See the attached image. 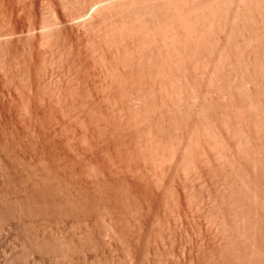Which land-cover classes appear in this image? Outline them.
Wrapping results in <instances>:
<instances>
[{
  "label": "rangeland",
  "instance_id": "1",
  "mask_svg": "<svg viewBox=\"0 0 264 264\" xmlns=\"http://www.w3.org/2000/svg\"><path fill=\"white\" fill-rule=\"evenodd\" d=\"M80 1L82 2L80 3ZM68 3L67 1L65 3L64 0H0V49H1L0 50V64H1L0 65V130L2 129V127H4L1 130V132L4 135L0 132V138H2L3 140L5 138L7 142V144L5 141H4V144H1L3 143V140L0 139V141H2L0 142V144L6 147L8 145L11 148L9 150V148H4V146H2L4 148L3 153H5L6 155V152H8V155H6L5 157L4 155H1L2 154L1 153L0 156H2V159H4V158H8L7 156H9L10 154V157H11V153L9 152L13 150L12 148H15L14 151L16 152L14 156L17 161L14 158L13 159L16 162H18V164L14 162L12 158H10L14 162V164H17L18 168L12 162V164L16 168L15 172H17L16 170L18 169L19 173L21 172L20 173L21 175L24 173L22 175L23 178H25L24 176L25 175L27 176L28 174V177L33 176L32 177L33 179L36 176V174L39 172L41 174L46 173L45 177L47 176V174L49 175V177H46L48 178L47 180L49 182L51 178L52 179L54 178V175L56 176L57 179H59L62 176L63 180H61L62 181L61 184H63L62 186L66 188L64 189L65 191L66 190L67 191L66 192L64 191V192L65 194L68 192L69 197L67 194L65 196L71 199L70 195L72 194L73 195L72 197L74 199L75 198L74 196L78 194L79 198L77 195L76 200L80 199V202H81L76 207L74 206L72 208H68L67 206V209L70 210L71 212L67 211L66 213L65 211L64 216H62L61 220H59L60 219L59 218L58 222L57 220L55 221L57 217L54 215V213L50 215L51 217L48 215L49 217L47 216L46 221H43L41 224L42 226H40L41 228L42 227L44 228L43 229L44 236L52 237L53 235H56V234L59 235L60 233L62 234V237L66 236L65 239L67 238V239H71L73 242L75 241L74 244L76 245L77 244L79 245V243L80 245L84 244L83 248L81 249L83 252H81V250L79 251L76 250L77 252H74V254L71 255L73 256V258L71 257V260L73 262L72 264H199V263L200 264H214V263L215 264L216 263L217 264H229L230 261L228 260V258L229 259L232 258L233 254L235 256L236 251L231 245L233 244L232 239L231 241L230 240L227 241L229 239L228 236H227L228 239H226V234L228 235L230 232L226 233L225 231L224 232L222 231L223 229L221 230L220 221H219L220 220L219 213L220 211L223 210L225 211L223 213H226L224 215L225 216L228 215L226 216V218H231V217H229V209L226 207L227 205L225 206L224 204V207H222L221 204L219 203V200H220L222 191L225 189V185H224L225 179L227 178H228L227 180L230 179L227 173L225 172L226 166L227 168L228 166L230 167L232 164V161L233 162L240 161V165L243 167L245 163L247 162L245 161L247 159H244L246 158L245 155L244 154L241 155V153H236V152L234 153L228 147L225 148L224 145L221 147L220 145L221 143L220 144L215 143V142H218L217 140H215L214 142L215 144H212L210 142L214 140L213 138H215L214 137L215 135H213L211 132L210 134H208L209 131L207 129H205L206 135H205V132L202 133V131L204 130L202 129L203 128L202 126L204 125L206 127L205 125L206 122L204 121L205 111H203L202 109L201 112L199 111L200 113L198 112L197 114V116L200 114L197 119V123L199 122L198 127H200L201 130L200 132L199 131L195 132V135L194 133L192 134L193 136L191 135L189 139V144L187 145L189 147H187L188 149L187 150L185 149L186 152L183 153L184 157H182L181 160L180 159L175 160L177 158L173 156H170L171 158H169V155L166 156V154L168 153H165V152H169V150H171V147H170L171 144L172 143L175 144V142L177 141L175 140L176 136L178 135L176 131L179 132L180 127L182 126L181 129H183V126H184V123L183 121H181V117L179 116L180 114H178V112H176L177 113L176 115L171 113V115H174L175 118L173 117V118L167 119V121L169 122V125H168V122L166 123V121H164L158 116L159 114L157 111H159V109H162L159 111L161 112L164 110V108L167 109L166 107H169L168 104H166L168 105L166 106L163 102L164 100L166 101L165 97L168 100V98L172 95V93L169 92L170 88L166 90V92L164 90L161 91V93L163 92L162 94H160L159 89L157 93L155 92V88H151V87L149 88L150 90L149 91L147 90L148 88L145 89L144 85L141 84V82H144V80L140 78L142 80H140L141 82L140 84L139 83L138 84L139 86L140 85L142 86H141V89L138 90L140 87H138V84L135 82V86H137L136 87L137 91H136L135 87L130 86V85H133L132 82L136 80V79H133L134 77L137 76V75L133 76L135 75L134 73H132L133 75L131 77L129 76L126 77V82H131V81L132 82L129 83L130 84L129 86L128 84H126L127 87L125 88V90L124 89L122 90V88H120L121 90H119L120 86L118 85L119 86L118 87L119 91H118L116 89L118 83L116 82L117 84L115 85V83H113L114 81L113 82L108 81L109 82V85H108V82L106 81L114 80L112 79L114 78L112 76L113 75L112 72H115V70L117 71V68L120 69L121 65L118 64L117 62L115 63L114 59L116 58L114 57H112V59L114 58L113 59L114 61H112L108 50H107L108 52L107 55L111 60L105 55L107 52L105 50L106 47L104 46V44H100V46L103 45L101 47H105L104 49L102 48L100 50L98 49L100 47H99V43L96 42L98 41L96 38V33L95 31L93 33L92 27H91L92 29H90V27L89 28L87 27L88 22H89L88 20L90 18L89 15L91 13L93 14L94 11H96L95 9H97V7L95 8L96 5L94 6L92 5V6H89L88 8L84 7L82 9V7L84 6L83 0H74L72 3L71 2L69 4ZM65 4L67 5V7ZM68 5L71 9L68 8ZM73 8L76 9V11L79 9L77 13H75ZM73 14L77 15V16L74 15V17H77L75 18L76 20L72 18ZM67 15L69 17H67ZM53 17L55 18L53 19ZM48 18L51 21L53 20L59 21L60 23L58 26L60 25L61 26L60 27L56 26L57 28L55 29H58L57 31L60 30L62 33L65 31L63 34H65L66 36L63 35V38H62V33L58 32L57 34L58 37L54 40V37H55L54 34L53 36H51L52 33H49V30H48L54 25H52L51 21ZM79 21H81V23ZM84 25H87V26H84ZM47 30H48V33L45 34ZM51 30H53V28L50 29V32ZM252 31H254V29H252ZM52 32L54 33V30ZM88 32L92 33V35L89 34ZM89 35L92 38L89 37ZM230 39H233V38L231 37ZM261 40H262L261 37L258 38V41L254 40L255 44L253 45L254 46L256 45V47L260 48L258 46V42L261 43ZM12 41L14 44L12 43ZM93 41L96 43H94ZM230 43H231V40L229 44ZM233 44H232L233 47L231 46V48L236 47L235 43ZM95 46L97 47L95 48ZM93 48L95 49L93 50ZM119 48L120 47H118L117 49L120 51ZM103 50L105 51L104 55L107 57V59L111 61L113 64L115 63L116 65V68H115V65L111 67L113 71L112 69H110L108 65L109 63L107 64V62H109L108 60H106L107 62L105 61L106 66L108 65L107 67H105L104 65L105 62L103 61V59L101 61ZM98 51L99 53L102 52V55L101 53L97 54ZM258 53H261V52H258ZM96 55L97 56L100 55L101 57H97ZM128 55L129 54H126V58H128L127 61H129V62L126 61V65H127L126 69L130 67H133V68L135 67L137 69L136 67L137 60L133 58L132 56L130 55L128 56ZM215 56L216 55H214L213 57L215 58ZM256 57L259 58V56H256ZM4 59L6 60L5 62H4ZM100 61L104 63L101 64ZM100 65L101 66L103 65L106 69H104ZM117 65L119 67H117ZM26 66H27V69H26ZM110 66H112V64H110ZM135 68L134 70L132 69L134 72L136 71ZM38 69H41L42 71ZM107 69H108V73H111L112 75L111 74L108 75L106 73L107 71L106 72L104 71ZM109 69L112 72H109ZM191 72L193 71H188L187 75H190ZM115 73L117 74V72ZM195 73L193 72L191 76L196 75L195 79L193 77V79L196 80V82H194V80L193 82L197 85V86L195 85V89L198 88L199 90L202 75L199 72H198L199 73L198 75ZM128 75H131V74H128ZM106 76L109 78L107 79ZM110 76H112V78H110ZM128 77L129 79L127 80ZM138 77L139 76H137L136 78ZM223 77L220 76V78H223ZM197 79H200V80H197ZM105 83L107 86L105 85ZM112 83H113V86H112ZM203 83L204 82H202V85ZM175 85L172 87V90L175 89L176 91L178 90V88L176 89V87L180 88L181 85L177 83ZM109 86L113 88H110ZM128 87H130L131 89ZM152 89L154 90L153 92L156 93V96L154 95L153 92H151ZM145 90L147 91L145 92ZM180 90L181 92H184V90L186 91L185 88H180ZM188 90L186 92H188ZM122 91L125 93V96L124 94L121 93ZM128 91L130 92V94ZM179 92L178 91L174 92V95L177 97L176 93H179ZM157 94H159V96L161 95L162 97L160 96V98H158L159 96ZM181 94H178V95L180 96ZM121 95L125 97L122 103L120 99L123 98V96L121 97ZM154 96L157 97L156 98L157 100L161 99L162 104L165 107L160 105L162 107L161 108L159 107V109L152 108L151 105L153 103H154L153 105H155V102L160 101V100L157 101ZM223 96L220 98L222 101L224 100ZM105 98L106 100H104ZM135 102L136 104H134ZM120 103L122 105L119 106L118 104ZM159 103L161 104V102ZM123 105H125V108ZM122 107L123 109H125L124 110L125 112L122 111L123 110L121 109ZM119 109L122 112H120ZM153 109H155L154 110L155 112L153 111ZM146 110L150 113H148ZM118 112L119 114H117ZM152 112L154 113L157 112L156 115L158 118L156 117L154 113L151 115ZM123 113H125L126 116L123 115ZM135 114H137L136 115L138 116L137 118ZM119 115L123 117L125 116L124 117L125 119L123 117L121 118V116ZM140 115H141V118H143L144 116H148V117L154 116L158 119V120H155L153 118L154 125H152L153 127L151 126L153 128L152 129L153 135L155 133L157 141L156 139L151 138L152 137L151 133L147 132L148 130L142 129V127H144V121L140 120L141 119L139 118ZM223 116L227 117L225 115H222V119L218 121L219 125L217 124V126L220 127V123H223L222 121L223 119L224 121L225 120L227 122L229 121L230 123L228 125L230 126H227L226 125L227 122L225 121L226 123L222 124L221 129L224 128L225 125L227 127H232L233 130L229 128L230 129L229 134H230V131L234 132L236 130L235 135L230 134V136L231 135H232L231 137L235 136V138L237 139L236 133L238 134L240 132L238 129H239V126L241 127L242 123L241 124L239 123L241 121H239V119L238 120L234 119L235 123H234V120L232 121L233 124L235 125L234 126L231 123L230 117L223 118ZM134 119H136V122ZM124 120L126 123L124 122ZM236 121H239V122H236ZM164 123L166 126L164 125ZM167 125L170 126V128L172 127L171 131L169 130ZM132 126L134 129L132 128ZM248 128L250 129L249 133L251 134L254 131L252 135L254 134L253 136H255L256 130L254 128L251 129L249 126ZM3 130H5L6 133ZM145 132L147 133V135ZM174 133L177 135L174 136L175 135ZM257 134L261 135V132ZM148 136L149 137L151 136V137L148 138ZM146 139L147 140L151 139L150 141L148 140L149 142H151V144ZM203 139L208 140L209 143H211V145L209 146L206 143V140H203ZM152 140H154L158 145L156 143L153 144ZM151 145H153V147H151ZM156 148L159 151L158 150L154 151L156 150ZM228 149L233 154L230 153ZM5 150L6 152H4ZM219 150L222 151L224 154H222ZM227 151L229 152L228 155H226ZM159 152L161 153L163 152L161 154L162 156L160 155ZM155 153L158 155H155ZM207 153L209 155V158H207L206 160ZM40 156H43L46 162L44 161V159H43L44 162L42 160H39ZM145 158L147 161L145 160ZM223 158H225L226 160ZM236 158L238 159L236 160ZM10 159H5V160H10ZM203 159L206 161L204 162ZM227 161L229 162L230 165L228 163L226 164ZM41 163L43 164L44 167L42 166ZM66 164L67 166H65ZM217 164H220V165H217ZM195 165L196 166L198 165V166L196 167ZM240 165L237 164V167L242 168ZM222 167H224L225 169H223ZM19 173L18 174L16 173V174L19 176ZM59 174H61L60 177L58 176ZM37 176L35 178H37ZM19 177L16 176L15 178H19ZM22 177H20L21 183L20 181L18 183L19 187L20 186L22 187V185H20L23 183ZM28 177H26L24 180H27ZM153 177H155V179ZM15 178H14L15 181L18 180ZM33 179L31 181H33ZM53 180L52 182L54 183L55 180L54 181ZM52 182H50L49 184H53ZM13 183L15 184L14 186L16 187L17 182L16 183L13 182ZM28 183H29L28 187L31 186L33 191L36 190L34 187H32V185H30L32 184L30 181H28ZM11 184L9 185V187L13 186V184L12 185ZM64 184L68 186H65ZM219 184L221 185L222 188L219 187L220 186ZM25 185H24V189L26 188L27 189L24 191L28 192L29 188L26 187L27 185L26 186ZM3 187L1 188V190L2 189L4 190L6 188V186L5 188ZM11 187L9 188L10 190L15 188V187L13 188ZM19 187L15 188L16 192L18 190L17 188ZM78 187L80 188L82 187L81 190ZM9 189L8 191H10ZM217 189L219 190V192ZM19 190L17 193L20 192V195H21V190L23 191V188H21L20 191ZM106 190L108 192H106ZM15 191L13 189V191H10L7 193L12 192V194L13 193L17 194ZM3 192H6V191H3ZM26 192H24L23 194H25ZM36 192L37 191H35V194ZM70 192L71 194H69ZM23 194L21 196L17 194V196L25 197L26 194L25 195ZM37 196L38 195H36V198ZM87 197L90 200H88ZM81 198H82V201H81ZM73 199L72 201H74ZM107 199L108 201H110V205ZM76 200L73 202L74 204L78 202ZM69 203H70L69 205H71L72 202H69ZM81 204L83 206H80ZM85 204H87L88 206ZM101 204L107 208L108 207L112 208L111 211L110 210L107 211L106 209H105L106 211H103L104 209L102 210L103 206ZM84 205L87 207H85ZM79 206L84 207L85 209L84 208L80 209ZM218 214H219V217L217 218ZM54 222H57V223H54ZM26 225L24 224L22 226L21 224V227L19 226L17 228L20 231L17 229L15 230L13 228V229H10L9 231L5 230V231L0 232V264H8L7 262L11 261L12 256H14L13 258H16L15 255L17 256V253L18 255L20 254L23 248V245L19 242V241H22L21 235L27 236L26 233L30 234L29 232H31V229H33V228H30L29 225L28 226ZM109 225L110 226L114 225L115 227H112V229H109L108 227ZM23 228L25 231L21 230ZM35 228L33 229L34 232H35ZM39 229L40 228L38 227L37 230ZM114 229H117V230H114ZM40 230L38 231L39 233L43 232L42 230L41 231ZM109 230L113 231V233H111V231L109 232ZM62 231L64 234L62 233ZM92 238L94 239V241ZM228 242L230 243V246ZM231 246L234 250L233 251L231 248V251L235 252L231 254L232 257L231 255L229 256V252H230L229 248ZM242 249H244V247H242ZM242 251L244 252L245 250H242ZM239 252H241V250ZM239 254L241 255V253ZM226 256L227 257L229 256V257L227 258ZM243 256L237 258V261L239 259V261L243 262L242 260L245 259V257ZM28 258L23 261L16 259V262L14 263L15 261L14 260L13 263L18 264V262L20 261L21 263L19 262V264H27V263L28 264H57L55 260H57V262H59L60 259L62 262L64 261L62 258H59V260L58 258L52 260V258L50 259L49 256H43L40 258L41 259L40 260L38 256H36L35 254L34 256L33 255L29 256ZM234 259L236 258L234 257ZM51 260L53 263L50 262ZM61 261L58 264H62ZM231 261L235 262L236 260L231 259ZM244 262L242 264H246V262L245 263ZM13 263L11 262L9 264H13ZM230 264H233V262H230Z\"/></svg>",
  "mask_w": 264,
  "mask_h": 264
},
{
  "label": "bare ground",
  "instance_id": "2",
  "mask_svg": "<svg viewBox=\"0 0 264 264\" xmlns=\"http://www.w3.org/2000/svg\"><path fill=\"white\" fill-rule=\"evenodd\" d=\"M64 1H65V3H66V1H67V3L68 2L72 3L74 0H64ZM61 2H63V1H61ZM81 2L82 1H80V3ZM83 4H84V6L81 5V6H83L82 9L84 7L88 8L89 6H92V5L93 6L96 5L95 8L97 7V9H95L96 11H94L93 14L91 13L93 11L90 12L91 14L89 15L90 18L88 20L89 21L88 22V26L87 25H84V26H87L88 28L90 27V29L93 28V30H92L93 33L95 31L96 38L98 40L96 42L99 43V47H100L98 49L100 50L101 48L104 49L106 47L107 49L105 48V50H106V52L108 50L111 59H112V57L116 58L117 61H116V59L113 58L115 60V63L117 62L118 64L121 65L120 69L117 68V71L114 69L115 72H117V74H116L115 72H112L113 69L111 68V67H113L115 65V63L113 64L111 61H109L107 59L108 52L105 54V51L103 50V55H102V52H100L103 58L100 55L99 56L96 55L97 57H101V61H102V59H103L104 62L106 60H108L109 62H107V61L106 62H107V64L109 63L108 65H109L110 69H112V71L109 69V72H112L113 75L111 73H108V69L104 70L105 72L107 71L106 73L108 75L111 74L114 77V78H112V76H110V78L114 79V80L111 81V80H107L109 77L106 76V78H107V79H105V80H107L106 82H108V81L113 82L114 81L113 83H115V85L118 83L117 87L114 86V87H116L117 90H118L119 86H120L119 90H121L120 88H122V90L123 89L125 90V88L127 87L126 84H128V86H129L130 85L129 83L132 82L131 80H129L131 82H126V77L127 76L131 77L133 75L132 73H134L135 75H133V76L137 75L139 77L136 78L137 77L136 76V77L133 78V79H136V80L132 82V84L134 86L130 85L131 87H135L136 88L137 86H135V82L137 84L138 83L140 84V82H141L140 80L143 79L144 82H141V84L144 85L145 89L148 88L147 90H149L150 87L151 88H155V92L158 93V89H159L160 94H162L163 92L161 93V91L164 90L166 92V90H168L170 88L169 92L172 93V95L168 98V100L165 97L166 101L163 99L164 100L163 103L165 105L168 104L169 107H166L167 109L164 108V110L161 111V112H159V111L162 110V109H159V107L161 108L163 106L162 101H161V99H159L160 101L156 99L157 98V97H155L156 93L153 92L154 91L153 89L151 91V92L154 93L155 99L157 101L161 102V104L159 102H155V105H153L154 103L151 105L152 108H155V109L158 108L159 109V111H157V112L159 114L158 116L161 119H163L167 123L168 122L167 119L168 118H173V117L175 118L174 115H176L177 114L176 112H178V114H180L179 116L181 117V121H183V123H184L183 129H181L182 128V126H181L180 129H179V132L176 131L178 133V135L174 133L175 134L174 136L177 135L176 139H175L177 141L175 142V144L172 143L171 146H170L171 150H169V152L170 151H172V152H170V153L169 152H165V153H168V154H166V156L169 155V158H171L170 156H173V157L177 158V159L173 158L175 160H179V159L181 160V158L184 157L183 153H185L186 150L188 149L187 147H189L187 145L189 144V139H190L191 135L193 133L195 135V132H198V131L200 132V130H201L200 127H198V125H199L198 123L199 122L197 123V119H198L200 114L198 116H197V114H198L199 111L201 112L202 109H203V111H205L204 121L206 122V124H205L206 127L204 125L202 126L203 128L201 127L202 129H204L202 131V133L205 132V135H206V130L205 129H207L209 131L208 134H210V132H211L213 135H215L214 136L215 138H213L214 140L212 139L213 141H210V142L212 144H215V143H219L220 144L221 143L220 144L221 147L224 145L225 148L228 147L234 153L236 152V153H241V155L242 154L245 155L246 158H244V159H247V160H245L247 162L245 163V161H244L245 165L243 167L240 165V161L233 162L231 159L230 160L232 161V164H231L230 167L228 166V168H227V166H226V169L224 167H222L223 169H225V172L227 173V175L229 176L230 179L229 180H227L228 178L225 179V182H224L225 189L221 193L219 203L221 204L222 207H224V204H225V206L227 205L226 207L229 209V217H231V218H226V216H228V215H226V216L224 215L226 213H223L225 211H223L222 209H224V208H222L221 209L222 211H220V213H219L220 214V220L219 219L218 220L220 221L221 230L223 229L222 231L223 232L225 231L226 233L230 232L228 235L226 234V239H228L227 236L229 237V239L227 241H229V240L231 241V239H232V243L233 244H231V245L233 246V248L236 251V255L234 256V254H233V257H232L231 254L235 253V252H233L234 250H233L232 246L229 248L230 249L229 256L231 255L232 258L229 259L228 258L229 256L228 257L226 256V257L228 258V260L230 262H233V264L235 262H236L235 264H240V263L242 264L246 260L245 261L246 264H264V0H83ZM66 7H67V5H66ZM68 8L71 9L69 7V5H68ZM74 11H75V13H77L76 9H74ZM72 13H74V12H72ZM66 14H64V15H66ZM74 15H76V14H73L72 18H74V19L77 18V17H74ZM67 17H69V16L67 15ZM54 18L55 17H53V19ZM75 20H73V21H75ZM70 22H72V21H70ZM79 22L81 23V21H79ZM51 23H52V25H54L53 27H51V28H53L54 33L52 32L53 30H51V32H50L51 28L48 29V30H49V33H52L51 36H53V34H54V36H55L54 40H55L58 37V35H57L58 32H61L60 30L57 31L58 29H55V28L60 27L61 25L58 26L60 22L59 21H55V20L51 21ZM44 24H45V22H44ZM90 29H88V30H90ZM252 29H254L255 32L252 31ZM48 30L45 32V34L48 33ZM5 31H6V29H5ZM63 33H62V38H63V35H65ZM70 33H72V32H70ZM89 34L92 35V33H89ZM60 37H59V39H60ZM89 37H91V36L89 35ZM231 37L233 39H230ZM260 37L262 38V40H261L262 44L258 42V46L261 49L256 47V45L255 46L253 45V44H255L254 40L258 41V38H260ZM88 39H90V38H88ZM28 40H30V39H28ZM92 40H94V39H92ZM230 40H231L232 44L235 43L236 47L231 48L232 44L231 43L229 44ZM96 42H94V43H96ZM12 43H13V41H12ZM72 44H73V42H72ZM100 44H104L105 47H101L103 45L100 46ZM7 45H9V44H7ZM233 46H234V44H233ZM96 47L97 46H95V48ZM118 47H120L119 48L120 51L117 49ZM95 48H93V50ZM86 52H87V50H86ZM95 52H96V50H95ZM258 52H261V53H258ZM98 53H99V51L97 52V54ZM90 54H91V52H90ZM126 54H129L130 56H132L133 58H135L137 60V62H136L137 69L134 67L136 69L135 72L133 71L134 70L133 67H130V68L126 69V66H127L126 65V61L128 60V58H126ZM112 55H114V56H112ZM214 55H216L215 58L213 57ZM256 56H259V58H257ZM113 59H112V61H114ZM129 59H130V57H129ZM25 60H27V59H25ZM96 60H98V59H96ZM5 61L6 60L4 59V62ZM101 61H100V63L103 64L104 62L102 63ZM106 62L104 64L105 67L108 66V65L106 66ZM127 62H129V61H127ZM110 64H112V66H110ZM101 67L106 69L103 65ZM117 67H119V66L117 65ZM36 68H38V67H36ZM115 68H116V65H115ZM26 69H27V66H26ZM38 70L42 71L41 69H38ZM188 71H193L194 73L196 72L195 74H197V75L199 73L202 75V76L200 75L201 76V84H200L199 90H198V88L195 89V85L196 84L194 82H196V80H194V79H195L196 75L191 76L193 74V72H191L190 75H187ZM128 74H131V75H128ZM222 74L224 75V77H223ZM220 76H222L223 78H220ZM129 77L127 78V80L129 79ZM193 77H194V79H193ZM140 78H142V79H140ZM193 80H194V82H193ZM197 80H200V79H197ZM202 82H204L203 85H202ZM224 82H225L226 85L224 84ZM113 83H112V86H113ZM176 83L180 84L181 85V86L179 85L180 88H185L186 91L189 89L188 92H186L185 90H184V92H186V93L181 92L180 88L176 87V89L178 88V90H176V91H178V92L180 91L179 93H176V95H177V97H176L174 95V92H176L175 89L172 90V87ZM139 84H138V87H140V88L138 90H140L141 86H142V85L139 86ZM105 85H106V83H105ZM108 85H109V82H108ZM110 85H111V83H110ZM224 86H226V87H224ZM109 87L113 88L111 86H109ZM128 88H130V87H128ZM156 89H157V91H156ZM194 89H195V91H194ZM147 90H145V92ZM136 91H137V88H136ZM143 91H144V89H143ZM121 93L124 94V96H125V93L123 91ZM181 93L182 94L184 93V94L182 95ZM129 94H130V92H129ZM178 94H181V95L179 96ZM157 95L159 96V94H157ZM122 96L123 95H121V97ZM124 96H123V98L120 99L121 103H122L123 99L125 98ZM160 96L158 98H160ZM222 96L224 97L223 101L220 99ZM104 100H106V98ZM151 100H153V99H151ZM133 101H134V99H133ZM94 102H95V100H94ZM121 103L118 104V105L119 106L122 105ZM125 103H123V104H125ZM157 103H159V104H157ZM134 104H136V102ZM160 105H162V106H160ZM168 105H166V106H168ZM104 106H105V104H104ZM123 106L125 108V105H123ZM163 107H165V106H163ZM121 109H123V107ZM155 109H153V111ZM103 110H105V109H103ZM124 110L125 109H123L122 111L125 112ZM75 111H77V110H75ZM122 111L120 110V112H122ZM203 111H202V113H203ZM154 112H152L151 115ZM157 112L154 113V114L156 115ZM148 113H150V112H148ZM171 113H173L174 115H171ZM117 114H119V112ZM137 114H135V116ZM121 115H119V116H121ZM123 115L126 116L125 113H123ZM222 115L230 117L232 124H233L232 121L234 119L235 120L239 119V121H241V122L236 121V122H239L240 124L242 123L241 127L239 126V129H238L240 132L237 130L240 134L236 133L237 139L235 138V136L231 137L232 135H235V132H236L235 129H234L235 130L234 132L230 131V134H232L231 136L229 134V130H230L229 128L232 129V127H227V126H230V125H228L230 123L229 121L227 122L225 120L227 122L226 123L224 121V119H223L222 120L223 123H220V127L217 126L218 121L222 119ZM129 116H128V118H129ZM122 117L123 116H121V118ZM137 117L138 116H136V118ZM156 117H157V115H156ZM156 117H154V116L153 117L144 116L143 118H141V115H140L139 118H141L140 119L141 121H144V127H142V129L148 130L147 132H150L151 136H152V137L151 136L150 137L152 139L153 138L156 139V141H157L155 133L153 135V132H152V129H153L152 125H154L153 124L154 123L153 120L154 119L158 120L157 119L158 117L157 118ZM227 117L223 116V118H227ZM236 117H237V119H236ZM201 118H203V117H201ZM121 120H123V119H121ZM134 120L136 122V119H134ZM140 120H138V121H140ZM172 120H174V119H172ZM235 120H234V123H235ZM5 122H3V123H5ZM122 122H120V123H122ZM124 122H125V120H124ZM156 123H158V122H156ZM225 123H226L227 126L225 125V127L223 126L224 128L221 129L222 124H225ZM164 125H165V123H164ZM168 125H169V122H168ZM168 125H167V127L171 131L172 127L170 128V126H168ZM173 125H174V123H173ZM112 126H113V124H112ZM248 126L251 129L254 128L256 130V132H255L256 135L255 136H253L254 134L252 135V133L254 131L251 134L249 133L250 129L248 128ZM104 127H106V126H104ZM178 127H179V125H178ZM3 128L4 127H2V129ZM132 128H133V126H132ZM1 130H0V132H1ZM5 130H7V129H5ZM5 130H3V131H5ZM28 131H30V130H28ZM259 131L261 132V135L257 134V133H260ZM5 133H6V131H5ZM116 133H117V131H116ZM146 135H147V133H146ZM168 135H169V133H168ZM205 135H203V136H205ZM238 135H240V136H238ZM150 137L148 136V138H150ZM163 138H164V136H163ZM0 139H2V138H0ZM107 139H106V141H107ZM99 140H100V138H99ZM203 140H206V139H203ZM215 140H217L218 142H215ZM4 141L6 142L5 138L3 140V143H1V144H4ZM13 141H15V140H13ZM0 142H2V141H0ZM152 142H153V144L156 143L154 140H152ZM149 143L151 144V142H149ZM167 143H168V141H167ZM206 143L209 146L211 145V143H209L208 140H206ZM1 144H0L1 147L4 146V145H1ZM6 144H7V142H6ZM26 146H25V148H26ZM151 147H153V145H151ZM197 147H198V145H197ZM4 148H9V150L11 149L10 146H8V145H7V147L4 146ZM4 148L2 147L0 149V150H2V151H0V154L2 153L1 155H4L6 157V155H8V152H6V150H7L6 149L4 151V152H6V155H5V153H3ZM157 148L154 151H157L158 150ZM12 149L13 150H11L9 152V153H11V157H10V154H9V156H7L8 158H4V159H2V156H0L1 157L0 158V191L1 192L6 191V192H3V193L0 192V232L5 231V230L9 231L10 229H13V228L16 230L19 226L21 227V224H22V226L24 224L25 225L27 224L26 226L29 225V227L33 228V229L35 227H37V228H35V232L33 231V229H31V232L28 231L30 234L26 233L27 236L21 235L22 237L21 236L20 237L22 239L19 237L22 240V241H19L23 245L22 251L20 252L19 255H18V253H17V256L15 255L16 258H13L14 256H12L11 261L9 260L10 262H7V261L6 262L9 264L11 262L13 263V261L15 260L14 261V263H15L16 259L23 261V260L27 259L29 256H32V255L34 256V254H35L36 256H38L39 259L41 257H43V256H49L50 259L52 258V260L57 259V258L59 260V258H62L64 260L63 261L64 263H63L61 261V259H60L62 264H72L73 262L71 260V257L73 258V256H71V255L74 254V252H77V251L81 250L83 248L84 244L80 245V243H79V245L78 244L76 245V244H74L75 241L73 242L71 239H67V238L65 239L66 236L65 237L63 236L64 237L63 238L62 234H60V233H59V235H57V234L53 235V233H52V235H53L52 237H47V236L45 237L44 236V230H43L44 228L43 227L41 228L40 226H42L41 224H42L43 221H46L48 215L50 216V215H52L54 213V215L57 217V219H55V221L57 220V222H58V219L60 218L59 220H61L62 216H64L65 211H66V213H67V211L71 212L70 210L67 209V206H68V208H72L74 206L76 207L78 204L81 203L80 199L76 200L77 199L76 196L78 194H76V196H74L75 197L74 199L72 197L73 195L71 194V192L69 193V194H71L70 195L71 199H69V198H67V196H65L66 194L68 195V192L65 194V192L67 190L65 191L66 188L64 186H62L63 184H61L62 183L61 180H63L62 176L60 177L61 174L58 175L60 177V178L58 177L59 179H57L56 176L54 175V178L57 179V180H55L53 178L55 181L51 178L50 182H52V180H53L54 181V183L52 182L53 184H49L50 182L47 180L48 178H46V177H49L48 174L45 177L46 173H42L41 174L39 171L38 172L40 174L36 172L37 173L36 176L39 174L37 176V178H35L36 176L34 177V179L32 178L33 176L32 177H28V174H27V176L25 175L24 177L25 178L28 177V178H27V180H24L25 178L22 177V175L24 173L21 175L20 174L21 172L19 173L18 169L16 170L17 172H15L16 168H15L14 165H16V167H17L18 162H16L17 160L15 159V156H14L15 152H16V151H14L15 148H12ZM206 149H208V148H206ZM209 149H210V147H209ZM229 149H228V151L230 152ZM160 150H162V149H160ZM224 151H226V150H224ZM228 151H227V154L225 153L226 155L229 154ZM13 152H14V154H13ZM220 152L222 154H224L222 151H220ZM232 152H230V153H232ZM159 153L161 155L163 152L162 153L159 152ZM188 153H189V151H188ZM120 154H121V152H120ZM155 155H158V154L155 153ZM41 157H42V159H41ZM220 157H222V156H220ZM230 157H232V156H230ZM242 157H244V156H242ZM10 158H12V159L14 158L16 161L14 159H13V161L16 162L17 164H14V162ZM207 158H209L208 153H207L206 160H207ZM5 159H10L11 161L10 160H5ZM43 159H44L43 156H40L39 160L43 161ZM223 159H225V158H223ZM237 159L238 158H236V160ZM145 160H146V158H145ZM206 160H204V162ZM44 161H45V159H44ZM210 161H211V159H210ZM12 162H13L14 165L12 164ZM175 162H177V161H175ZM61 163H62V161H61ZM227 163L229 164L228 161L226 162V164ZM52 164H53V162H52ZM237 164H239L242 168L237 167ZM180 165H181V163H180ZM217 165H220V164H217ZM42 166H43V164H42ZM65 166H67V164ZM95 167H96V165H95ZM43 169H45V168H43ZM57 171H58V169H57ZM16 173L17 174L19 173V176L22 177V180H23L22 182L23 183L20 184V185H22V187L21 186L19 187V185H18L19 181L21 183V178ZM150 173H151V171H150ZM16 176L19 177L20 180H19V178H15ZM136 176H137V174H136ZM14 178L18 179V180L15 181ZM31 178L33 179V181H31L32 180ZM109 178H111V177H109ZM153 178L155 179V177H153ZM153 178H152V180H153ZM223 178H225V177H223ZM29 179H31V180H29ZM24 181H25V183H24ZM28 181H30L32 183L30 185H32V187H34L36 190L33 191L31 186L28 187V185H29ZM13 182H15V183L17 182L16 183V187H19L20 190H21V188H23V191L27 189V188L24 189V185L25 184L27 185V186L26 185L25 186L29 188L28 189L29 191L28 190H27L28 192L24 191V192H26L25 193L26 195L23 194L24 192L21 190V195L23 194V195H25V197H20L21 196L20 192L17 193L19 188H17L18 190L16 189L17 192L15 191L16 187L14 186L15 184ZM139 182H141V181H139ZM11 183L13 184V186L12 187L10 186V187L11 188L15 187V188H13L14 191L20 196H17V194H14V193L12 194V192L11 193H7V192H10V191H13V189H11V190L9 189L10 188L9 185ZM3 185H4V187H3ZM7 185H8V187H7ZM64 185L68 186L66 184H64ZM1 186L3 188H5V186H6V188L4 190L3 189L1 190V188H2ZM116 187H117V185H116ZM219 187H221V185ZM7 188L10 191H8ZM78 188H80V187H78ZM81 188H80V190H81ZM35 191H37L36 194H35ZM84 192H83V194H84ZM106 192H108V191L106 190ZM218 192H219V190H218ZM36 195H38L37 198H36ZM89 195H91V194H89ZM68 197H69V195H68ZM78 198H79V195H78ZM105 198H106V196H105ZM72 199L74 201L76 200L78 202L74 204L73 203L74 201H72ZM108 199H107V201H108ZM88 200H90V199L88 198ZM81 201H82V198H81ZM69 202H72L71 205H69L70 204ZM108 202H109V205H110V201H108ZM67 203H68V205H67ZM72 204H73V206H72ZM98 204H99V202H98ZM133 204H134V202H133ZM85 205H87V204H85ZM80 206H83V205L81 204ZM80 206H79L80 209L84 208V207H80ZM87 206H85V207H87ZM107 206H108V204H107ZM103 207H102V210L104 209L103 211H106V210L107 211H109V210L111 211V209H112L110 207H108V208L105 207V206H103ZM97 208H98V206H97ZM129 209H130V207H129ZM226 209H224V210H226ZM72 211H73V209H72ZM50 212H52V213H50ZM217 212H218V210H217ZM219 214L217 215V218L219 217ZM141 221H143V220H141ZM57 222H54V223H57ZM43 226H44V224H43ZM38 227L43 232L39 233L38 231L40 229L37 230ZM54 227H56V226H54ZM105 227H106V225H105ZM108 227H109V229H112V227H115V226L114 225L113 226L109 225ZM17 230H19V229H17ZM21 230H24V228L21 229ZM114 230H117V229H114ZM47 231H48V229H47ZM103 231H105V230H103ZM106 231H108V230H106ZM110 231L111 230H109V232ZM32 232H34V233H32ZM15 233H17V232H15ZM62 233H63V231H62ZM111 233H113V231H111ZM24 234H25V232H24ZM91 234H92V232H91ZM114 234H116V233H114ZM23 236H24V238H23ZM103 236H104V234H103ZM80 240H81V238H80ZM93 241H94V239H93ZM242 244H243V246H242ZM229 246H230V243H229ZM240 246L244 247V249H242V247H240ZM231 248H232L233 251H231ZM240 250H241V252H239ZM242 250H245L244 251L245 253ZM81 252H83V251L81 250ZM239 253H241V255ZM237 254H239V255H237ZM135 256H136V254H135ZM242 256L245 257V259L242 258L243 262L239 261V259H238V261L240 262L239 263L237 261V258L242 257ZM234 257L236 259H234ZM9 258H10V256H9ZM231 259L236 260V261L235 262L231 261ZM52 260L50 262H52ZM60 261L57 262V260H55V262L57 264L60 263ZM19 262H18V264H19ZM230 262H229V264H230Z\"/></svg>",
  "mask_w": 264,
  "mask_h": 264
}]
</instances>
